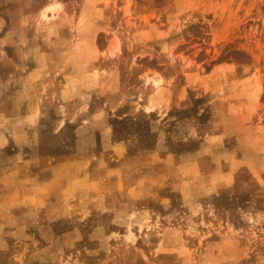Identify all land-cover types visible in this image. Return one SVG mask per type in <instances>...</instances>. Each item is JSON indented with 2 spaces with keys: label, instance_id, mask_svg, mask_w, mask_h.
I'll return each mask as SVG.
<instances>
[{
  "label": "rangeland",
  "instance_id": "obj_1",
  "mask_svg": "<svg viewBox=\"0 0 264 264\" xmlns=\"http://www.w3.org/2000/svg\"><path fill=\"white\" fill-rule=\"evenodd\" d=\"M0 264H264V0H0Z\"/></svg>",
  "mask_w": 264,
  "mask_h": 264
},
{
  "label": "bare ground",
  "instance_id": "obj_2",
  "mask_svg": "<svg viewBox=\"0 0 264 264\" xmlns=\"http://www.w3.org/2000/svg\"><path fill=\"white\" fill-rule=\"evenodd\" d=\"M52 7H59V4L58 3H56V4H52V5H49L47 8H52Z\"/></svg>",
  "mask_w": 264,
  "mask_h": 264
}]
</instances>
